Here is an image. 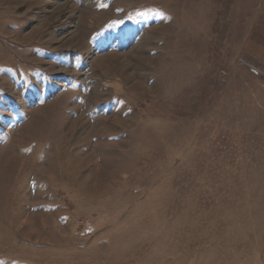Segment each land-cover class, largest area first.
Instances as JSON below:
<instances>
[{"label":"rangeland","instance_id":"rangeland-1","mask_svg":"<svg viewBox=\"0 0 264 264\" xmlns=\"http://www.w3.org/2000/svg\"><path fill=\"white\" fill-rule=\"evenodd\" d=\"M0 264H264V0H0Z\"/></svg>","mask_w":264,"mask_h":264}]
</instances>
